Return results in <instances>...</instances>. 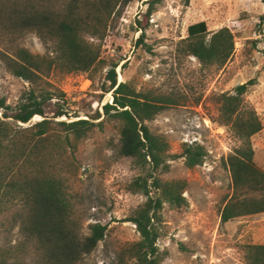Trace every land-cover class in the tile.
<instances>
[{
	"label": "rangeland",
	"instance_id": "374dc122",
	"mask_svg": "<svg viewBox=\"0 0 264 264\" xmlns=\"http://www.w3.org/2000/svg\"><path fill=\"white\" fill-rule=\"evenodd\" d=\"M147 0H135L110 26L103 42V57L108 64L92 73H53L46 88L64 94L61 104L66 115L55 118L58 98L52 100L48 118L72 122H94L93 130L72 151V170L67 174L68 190L82 217V231L90 225L107 226L105 239L81 264H137L126 248L140 239L136 226L127 221L131 212L146 201L127 185L141 171L132 159L117 152L119 129L116 121L103 113L113 102L102 83L113 62H118L119 82H131L149 97L161 98L167 107L148 122L151 130L164 135L170 152L180 154L185 143L198 142L208 151L202 165L188 168L184 158L172 160L170 170L161 172L163 180H184L187 205L163 210L161 237L157 244L165 258L162 264H246V246L264 244V213L238 217L222 223V209L233 194L231 172L226 160L241 146L230 125L221 122V94L254 81L243 95L262 122V130L252 137L254 161L264 171V0H162L149 19L145 42L151 51L138 48L141 30L136 20L144 18ZM206 21L208 39L223 27L235 35V49L223 65L203 64L182 49L190 25ZM18 44L33 53L43 54L42 41L30 33ZM6 42L0 48L8 49ZM94 76L92 80L90 76ZM32 85L13 75L0 60V97L16 105ZM66 101V102H64ZM44 119L38 115L29 123L13 124L27 128ZM20 239L11 215L0 216V253L13 248Z\"/></svg>",
	"mask_w": 264,
	"mask_h": 264
},
{
	"label": "trees",
	"instance_id": "16d2710c",
	"mask_svg": "<svg viewBox=\"0 0 264 264\" xmlns=\"http://www.w3.org/2000/svg\"><path fill=\"white\" fill-rule=\"evenodd\" d=\"M135 0H0V60L15 76L31 83L12 106L0 97V216L9 214L20 239L13 248L0 253V264H81L105 239L107 226L90 225L82 231V217L67 185L72 170V151L93 130L94 122L78 119L54 121L47 116L52 100L58 98L54 117L67 114L61 104L64 94L46 88L55 72L94 73L108 64L103 57V42L113 19ZM162 0H147L144 18L137 19L138 48L151 51L145 42L149 19ZM34 33L44 44L43 54L33 53L18 42ZM182 49L203 64L225 65L235 49V35L223 27L208 39L206 21L188 28ZM106 72L102 90L112 92L113 102L103 113L116 121L119 129L117 152L132 159L141 171L127 188L142 193L146 201L128 216L140 239L126 248L125 254L137 264H162L165 255L157 244L161 237L163 210L187 205L184 180H163L171 161L184 158L188 168L202 165L207 149L198 142L185 143L180 154L170 152L166 137L153 132L148 122L167 107L163 99L142 93L131 82L118 81V62ZM94 79V76H90ZM254 81L240 84L235 93L220 96L221 122L230 125L242 144L231 153L226 164L232 175L233 194L221 212L222 223L242 216L264 213V171L254 161L252 137L262 130L256 112L243 95ZM66 102V101H64ZM36 115L44 119L27 128L14 123H29ZM246 264H264V244L246 246Z\"/></svg>",
	"mask_w": 264,
	"mask_h": 264
},
{
	"label": "bare ground",
	"instance_id": "6f19581e",
	"mask_svg": "<svg viewBox=\"0 0 264 264\" xmlns=\"http://www.w3.org/2000/svg\"><path fill=\"white\" fill-rule=\"evenodd\" d=\"M36 116H38V115H36Z\"/></svg>",
	"mask_w": 264,
	"mask_h": 264
}]
</instances>
